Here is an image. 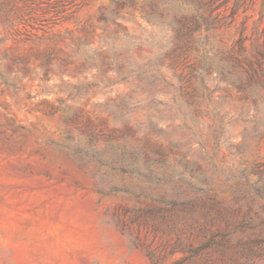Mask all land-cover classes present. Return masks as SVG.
<instances>
[{"label":"rangeland","instance_id":"rangeland-1","mask_svg":"<svg viewBox=\"0 0 264 264\" xmlns=\"http://www.w3.org/2000/svg\"><path fill=\"white\" fill-rule=\"evenodd\" d=\"M244 170L263 187L264 0H0V264H264L211 241L264 231Z\"/></svg>","mask_w":264,"mask_h":264},{"label":"trees","instance_id":"trees-1","mask_svg":"<svg viewBox=\"0 0 264 264\" xmlns=\"http://www.w3.org/2000/svg\"><path fill=\"white\" fill-rule=\"evenodd\" d=\"M250 172L242 171V176H233V178H227V180H232L231 187L237 186V195L239 199L244 198L245 194H249L252 192L254 196L258 198L264 197V185L259 188L256 187L257 184L261 180L255 181L254 184L251 183L248 178ZM200 195H198V199L203 202L204 211L203 215H209L208 219L213 220L214 218L225 217L226 208L221 209L219 206L217 207L215 203L216 193L213 192L208 179L205 177L203 179V186L200 190ZM216 206V207H215ZM215 207V211L217 212V216L213 214V208ZM255 222V218L251 217L247 220H244L240 226L239 230L242 233L237 232V230H229V231H217L212 234L211 241H214L219 245V249L223 252L228 251L232 248L240 246L241 252L243 254L249 255H261L264 253V231L263 230H253L257 227L256 223L252 225H247V223ZM262 224H264V216L261 218ZM261 224V223H260ZM207 227H203V232L208 231ZM253 231H250V230ZM242 234V235H239ZM218 235V237H216Z\"/></svg>","mask_w":264,"mask_h":264}]
</instances>
